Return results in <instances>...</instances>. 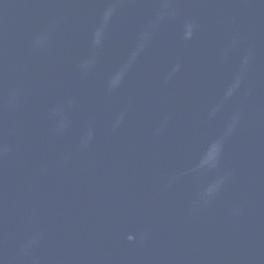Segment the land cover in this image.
I'll return each instance as SVG.
<instances>
[{
    "label": "water",
    "instance_id": "obj_1",
    "mask_svg": "<svg viewBox=\"0 0 264 264\" xmlns=\"http://www.w3.org/2000/svg\"><path fill=\"white\" fill-rule=\"evenodd\" d=\"M0 264H264V0H0Z\"/></svg>",
    "mask_w": 264,
    "mask_h": 264
}]
</instances>
